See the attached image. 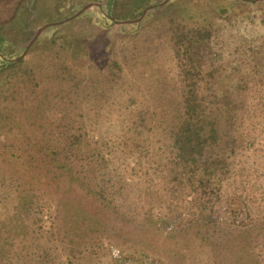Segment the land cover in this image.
Wrapping results in <instances>:
<instances>
[{
    "label": "rangeland",
    "instance_id": "rangeland-1",
    "mask_svg": "<svg viewBox=\"0 0 264 264\" xmlns=\"http://www.w3.org/2000/svg\"><path fill=\"white\" fill-rule=\"evenodd\" d=\"M163 1L0 0V66L9 60L17 73L0 76V264H264V59L256 71L251 52L264 49V0ZM210 23H222V43L188 63L178 29ZM95 36L121 66L111 90L108 54L64 43ZM190 66L197 74L184 77ZM191 80L205 114L237 140L209 219L191 195L169 191L167 159L178 151L163 128L133 126L175 115ZM239 83L244 105L227 110L218 99ZM116 101L127 112L110 113ZM31 160L52 179L42 168L22 175Z\"/></svg>",
    "mask_w": 264,
    "mask_h": 264
},
{
    "label": "trees",
    "instance_id": "trees-1",
    "mask_svg": "<svg viewBox=\"0 0 264 264\" xmlns=\"http://www.w3.org/2000/svg\"><path fill=\"white\" fill-rule=\"evenodd\" d=\"M222 16L224 17L226 14L222 13ZM220 24L222 23H210L207 24L206 28L197 25L190 28L184 27L178 29L175 37L176 44L181 47V54L185 56L188 63L192 64L196 60V55H198V53L211 57L210 51L216 46V42L217 44L222 43V41H220V29H218V27H224ZM216 25H218V27H216ZM64 43L67 46L72 45L70 47H74V50L78 52L77 54L83 53L86 55L88 54L87 51H90V54L96 52L108 54L109 60H107L106 67L107 76L104 78L107 85H110L109 89L111 90L112 85L115 84V81L113 80L117 79L119 75L118 71L121 70V66L117 61L116 55L114 54L115 52H107L108 43L106 39L100 38V36H95L91 40L79 39L75 40L73 44H69V42L66 41H64ZM175 49L177 52L180 50L178 47H175ZM251 52L255 58L253 67L257 71L262 65V62L260 64L259 58L261 57L264 59V49L256 47L252 49ZM2 57L3 56H0V58ZM257 57L258 59L256 61ZM123 58L125 59L129 57L125 56ZM1 69L0 76L2 77L6 74L8 69H10L8 76L11 79L17 75L15 63L9 60L2 63ZM5 69L6 72L4 73L3 71ZM214 71H216L215 73L217 76L220 75V70H217L216 68ZM214 71H211L208 74L212 75ZM236 73L238 77L241 76L239 68L236 70ZM195 74H197V71L194 70L193 66L184 68V77H194ZM238 79L239 81H242V77ZM189 84L190 87L187 90L181 88L179 89V94H176L181 98V102L180 104L177 103L174 107L177 110L175 115H171L170 117H159L155 126H151L147 123V117H137L136 123H134L133 126L136 130H140L137 129V127L142 128L141 132H143V130L150 131L157 126L163 128L165 145L178 151V154L174 156V159L172 157L167 159V162H172L176 165L174 167H169V169L167 168L168 176H166L165 179L170 182L168 183V185L171 186L169 191H176V189L180 190V192L175 193H179L183 199L191 195L192 198L188 201L189 204L200 210L201 218L209 219L213 212L211 210V204H213L214 201L220 200L219 184L221 183L222 178H226L227 174L230 172L228 167H230L231 162L227 160L225 152L229 147L231 151H234V146L237 144V140L228 136V131H226L225 128L218 127L215 123L214 117H209L205 114L206 104H203L204 97L198 96L196 82L194 80L189 81ZM115 85H118V83ZM243 90L244 86L239 83L231 90L225 89L218 100L227 110H236L239 107H243L244 101L242 100L238 103L235 100L237 93H234V91L240 92ZM238 94L242 93L240 92ZM150 96L154 98L153 93L150 94ZM128 107L127 103L116 101L115 104L113 103V106L110 107L109 112H112L113 115L120 114L124 111L127 112L126 109H128ZM139 108V103H136L134 109H130L128 112L138 111ZM156 108L157 105L154 106L153 111L160 116V110ZM227 113H229V111H227ZM228 117L230 118L229 115ZM166 118L171 119V125L168 127L166 126L168 123ZM66 138H68V136ZM77 138H79V136ZM48 158L52 161L55 160L52 157ZM19 165L21 166H19L18 170L22 175V169L29 172V170H26L27 167L32 169L35 174H38L39 170L42 168L45 176L51 178L50 175L52 174L47 165H43L44 167H36L33 160H31L30 163L20 161ZM159 165L160 163L157 162L156 166L158 167ZM100 195L102 194L100 193ZM228 208L234 213L237 212V210L233 209V206L228 205ZM236 208L239 209V207ZM201 226L203 227L204 224L201 223ZM204 231L206 232V229H204ZM198 241H200L201 246L204 247L208 240L206 236L201 235L198 237ZM211 245H214L213 241H209L207 246L210 247Z\"/></svg>",
    "mask_w": 264,
    "mask_h": 264
},
{
    "label": "water",
    "instance_id": "water-1",
    "mask_svg": "<svg viewBox=\"0 0 264 264\" xmlns=\"http://www.w3.org/2000/svg\"><path fill=\"white\" fill-rule=\"evenodd\" d=\"M75 15H77V14H75ZM75 15H73L72 17H74ZM46 26H47V24L37 29L36 34L33 36L32 40L28 43V46L33 42V40H35L37 34H38L39 32H41V30H42L44 27H46Z\"/></svg>",
    "mask_w": 264,
    "mask_h": 264
},
{
    "label": "built area",
    "instance_id": "built-area-1",
    "mask_svg": "<svg viewBox=\"0 0 264 264\" xmlns=\"http://www.w3.org/2000/svg\"><path fill=\"white\" fill-rule=\"evenodd\" d=\"M111 252H112V255H113V256H119V255H118V249L112 248V249H111Z\"/></svg>",
    "mask_w": 264,
    "mask_h": 264
},
{
    "label": "flooded vegetation",
    "instance_id": "flooded-vegetation-1",
    "mask_svg": "<svg viewBox=\"0 0 264 264\" xmlns=\"http://www.w3.org/2000/svg\"><path fill=\"white\" fill-rule=\"evenodd\" d=\"M165 1H167V0H164L161 4H163ZM96 6H98V5H96ZM152 6L153 5H148L147 7H146V9H145V11L147 10V9H150V8H152ZM78 13H79V11H78ZM49 27V26H48ZM47 28V27H46ZM45 29V28H44Z\"/></svg>",
    "mask_w": 264,
    "mask_h": 264
}]
</instances>
